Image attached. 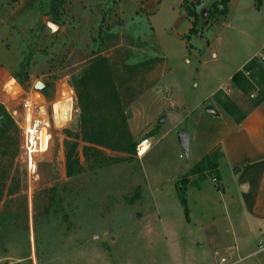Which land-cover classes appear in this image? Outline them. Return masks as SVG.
Returning a JSON list of instances; mask_svg holds the SVG:
<instances>
[{
    "label": "rangeland",
    "instance_id": "rangeland-1",
    "mask_svg": "<svg viewBox=\"0 0 264 264\" xmlns=\"http://www.w3.org/2000/svg\"><path fill=\"white\" fill-rule=\"evenodd\" d=\"M212 1L62 0L54 23L45 0H0V264H207L205 258L225 264L240 258L232 254L220 262L213 255L212 261L207 253L218 235L230 239L225 217L193 232L185 218L189 208L203 217L217 215L214 201L225 205L217 192L222 166L214 139L219 119L232 117L219 99L227 96L240 108L264 92V68L253 70L247 93L227 84L251 53L264 54V4L257 9L253 0H235L219 14L207 10ZM187 5L209 21L188 41ZM98 58L108 64L106 82L88 71L101 65ZM18 71L21 82L13 76ZM110 78L121 111L113 112L121 147L115 149L82 140L77 100L78 91L89 89L88 124L107 123L117 107L102 96ZM37 80L48 96L33 91ZM7 86L13 88L9 96ZM25 96L47 105L51 133L29 175L13 114ZM180 130L190 134L188 153L178 141ZM143 139L150 148L139 155ZM72 141L80 164L68 175L65 153ZM131 143L134 152L121 150ZM84 144L91 145L87 156ZM197 157L194 190L186 191V166Z\"/></svg>",
    "mask_w": 264,
    "mask_h": 264
},
{
    "label": "crops",
    "instance_id": "crops-1",
    "mask_svg": "<svg viewBox=\"0 0 264 264\" xmlns=\"http://www.w3.org/2000/svg\"><path fill=\"white\" fill-rule=\"evenodd\" d=\"M234 1L229 0L228 6L229 3L231 4ZM200 2L204 3V0H200ZM214 54L212 52V55ZM255 54L257 55L258 51L253 52V54L251 53L250 56L240 62L235 71L240 69ZM234 72L229 75V78ZM227 84L231 83L227 82ZM44 88L40 91L42 95L45 94ZM234 89L241 91L236 87ZM236 97L242 103L237 93ZM44 99L45 104L48 102L52 104L50 98L47 99L46 97ZM246 102H243L242 106H240L244 116L239 122L230 117H222L217 122L218 125L216 124L218 130L216 131L217 135L214 139V146L218 148L217 167L222 166L221 172L226 169L225 171L228 173L226 177H223V174L218 171L220 188L217 189V192L219 196L223 197L225 205L223 204L220 209L217 202L214 201L215 203H211L212 209L218 208L216 211L217 215L213 216L209 213L210 216L204 215L203 217L193 216L189 208L188 197H184L185 205H183L189 208L185 221L192 232L202 229L206 221L209 223L218 221L217 217L219 216L225 217V219L221 220L228 222L231 230L230 239L228 236L218 235L219 237L217 236L218 238L209 244L213 252L207 250V253L208 255L212 254V261L215 260L214 256L217 255L219 256V260L221 256H224L225 259L227 257L232 259L233 255H236L240 258L232 259L228 262L235 264L239 259H242L246 261L245 264H264V249L257 250L258 243L264 237V99L257 105ZM44 106L45 112L48 113L47 105ZM51 111L53 113V105ZM201 158H195L194 162H198ZM194 162L191 166H186L187 178L190 179L188 181L184 179L182 182L183 187H181L186 188V191L193 189L189 185L194 176L199 173V171H190L191 167L195 164ZM154 178L159 179L158 176ZM222 211L225 216L222 214ZM197 221L198 223H196ZM223 228V225L218 227L220 231ZM223 231L228 232V229H224ZM205 262L211 264V258H205Z\"/></svg>",
    "mask_w": 264,
    "mask_h": 264
},
{
    "label": "trees",
    "instance_id": "trees-1",
    "mask_svg": "<svg viewBox=\"0 0 264 264\" xmlns=\"http://www.w3.org/2000/svg\"><path fill=\"white\" fill-rule=\"evenodd\" d=\"M62 0H45L46 9L49 17L54 23H57L59 19L61 18V11H60V3ZM196 2H199V0H196ZM254 6L259 9L263 4L264 0H253ZM227 3L228 0H214L211 3V8L209 12L211 13H219V14H225L227 12ZM221 5L222 7L219 8L218 6ZM184 7V6H183ZM185 14L190 19V27L188 28L187 33L184 35L186 38V41L189 40L190 36L192 35H198L200 34L201 26L208 23L207 17H202L201 12L198 11L195 8V5H187L185 7ZM208 14V12H207ZM101 32V30H99ZM101 35V34H99ZM99 61H101L100 58H98ZM264 68V61L257 60L256 58H250L248 61H246L243 66L235 71L231 77L230 82L231 84L240 89L242 92L247 93L249 89L252 88V78H253V70H258V72L263 71ZM101 69V70H100ZM108 69V64L105 60L101 61V65L98 67L96 66H90L88 68V71L91 74V77H94V75L98 76L99 81H105L106 77L102 76V71ZM87 73H84L80 79L83 83L84 79L87 77ZM105 75V74H104ZM13 76L18 78L21 82L20 78V72L13 73ZM85 84V83H84ZM45 95L48 96L47 91V85L44 88ZM78 105L80 108L79 112V123H80V130L82 133V140L86 143H97L101 146H106L110 149L115 148H121L118 145L119 141H116L114 139V131L117 127L118 122L116 119V114H114V111H119L118 113H121L120 106L118 102V96L114 87V84L109 79V87L108 90L105 91V93H102V96L106 98V102H117L116 108L113 109L112 113L110 115H107L106 118L112 117L107 120V123H102L99 127H96V125L88 124L90 121V114L92 112L90 104H92V94L90 93L89 89H86L84 93L81 94V91H78ZM264 99V92L261 94L256 95L251 99L252 105H257L259 102H261ZM219 104L223 108V110L228 113L236 122H239L243 116V111L227 96H224L222 99H219ZM108 109V108H107ZM104 109V110H107ZM77 142L72 141L70 146L68 147L66 153H65V163H66V172L68 175H72L76 172L74 171V168L78 166L79 159H78V153L76 151ZM134 146L135 143H131V145L127 147H122L121 150L124 151H133L134 152ZM91 148V145L84 144L82 146V149H84V154L87 156L88 149ZM201 162V160L193 165L190 169L191 172H198V164ZM78 170V169H77ZM180 201L183 203V198L180 199ZM187 211V210H186Z\"/></svg>",
    "mask_w": 264,
    "mask_h": 264
},
{
    "label": "built area",
    "instance_id": "built-area-1",
    "mask_svg": "<svg viewBox=\"0 0 264 264\" xmlns=\"http://www.w3.org/2000/svg\"><path fill=\"white\" fill-rule=\"evenodd\" d=\"M257 56L260 58V60H264L263 53H258ZM6 88L7 89H5V91L7 92L8 90L7 95L8 96L9 94L11 95L13 88H11V86L10 87L7 86ZM33 91L35 92V90ZM33 94H32V98H33ZM29 97L30 96L22 97L21 98L22 107L20 111L19 112L15 111L13 113L15 115L14 116L15 122L20 127L22 134V144H21L22 158L24 160L25 169L28 175L30 173H34L35 165L37 164L36 155L40 153L44 154L47 152L51 138V133L49 131V119L47 117V112H45V106L40 104L34 105L35 103L32 102ZM33 99H35V97ZM32 106H34V108ZM41 106L44 108V112H41L40 110ZM13 107H17V105L14 104ZM146 140L147 139H143L140 143ZM213 179L216 180L215 178ZM263 249H264V237L263 240L259 242L257 245L258 251ZM225 261H226L225 257L221 256L220 262H225ZM225 264H231V263L227 262Z\"/></svg>",
    "mask_w": 264,
    "mask_h": 264
},
{
    "label": "water",
    "instance_id": "water-1",
    "mask_svg": "<svg viewBox=\"0 0 264 264\" xmlns=\"http://www.w3.org/2000/svg\"><path fill=\"white\" fill-rule=\"evenodd\" d=\"M51 27H54V23H49ZM46 86L45 82H42L40 80L35 81L34 83V89L35 92L40 93V91ZM41 94V93H40ZM207 109H210V106L207 107ZM41 112H44V108L40 107ZM165 119L164 115H162L158 120L159 122H163ZM189 132L185 130H180L177 132V138L181 145V147L184 149L185 153H188V141H189Z\"/></svg>",
    "mask_w": 264,
    "mask_h": 264
},
{
    "label": "bare ground",
    "instance_id": "bare-ground-1",
    "mask_svg": "<svg viewBox=\"0 0 264 264\" xmlns=\"http://www.w3.org/2000/svg\"><path fill=\"white\" fill-rule=\"evenodd\" d=\"M148 148H149V143H148V141L146 140V141H143L142 143H140V145H139V152H138V154L139 155H143L147 150H148Z\"/></svg>",
    "mask_w": 264,
    "mask_h": 264
}]
</instances>
